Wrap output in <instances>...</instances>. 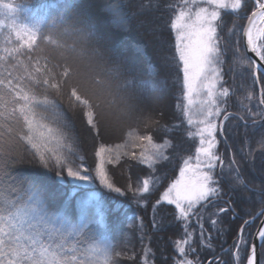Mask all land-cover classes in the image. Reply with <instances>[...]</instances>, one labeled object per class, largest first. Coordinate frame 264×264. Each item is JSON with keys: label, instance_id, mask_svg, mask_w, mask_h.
<instances>
[{"label": "trees", "instance_id": "1", "mask_svg": "<svg viewBox=\"0 0 264 264\" xmlns=\"http://www.w3.org/2000/svg\"><path fill=\"white\" fill-rule=\"evenodd\" d=\"M0 2L19 6L16 13L9 12L4 26L0 27V55H3L4 48H13L18 44L10 30L12 25H26L30 28L38 25L37 45L29 54L32 63L39 61V66L47 64L54 67L56 72H62L67 66L74 73L68 78L62 94L55 96L68 121V127L64 129L67 134L64 142L66 146L58 151L68 157L74 169L81 170V174H88L91 178L86 182L74 180L67 176L66 169L57 168L54 162L44 168L38 157L34 158L29 150L23 153L24 162L15 165L5 178V195L15 200L21 194V186L34 184L39 187L54 212L67 215L74 223L79 222L82 209L87 206L89 217L101 221V224L93 225V228L114 245V264H175L176 260L182 258L175 250V242L184 238L185 229L193 235L192 247L196 251L190 252L188 246H185L188 259L193 264H247L251 239L260 218L252 223L250 220L264 210V127L253 126L252 117L241 110V104H246L252 111H256L258 104L257 84L253 83L247 64L241 63L248 60L242 46V30L248 15L254 9L253 3L245 0L246 7L239 13L222 12L218 22V32L227 49L223 57V86L230 90L227 103L222 107L231 115L228 120L223 121L222 113L216 121L218 129L215 151L224 161L225 178L220 180V196L212 198L211 204L206 202L205 207L196 206L186 224L178 218L179 213L174 205L167 202L157 204L162 193L178 179L183 161L191 157L190 163L195 165L196 149L200 147L195 123L199 116L193 115L191 111L194 123L188 125L184 114L182 73L177 78L176 68L171 66L175 63L171 60L175 40L170 25L183 0ZM70 3L82 4V10L93 17L104 36L107 54L113 58L120 57L131 69L132 76L149 83L165 78L168 80L169 90L164 100L152 103L157 105L151 106L154 109L152 111L151 104H148L144 106L142 113L132 119L122 120L124 125L115 138L103 135L102 124L99 133L91 131L87 124V109L75 106L69 100L71 87H78L82 94L89 97L94 96L89 93L91 89L98 91L99 95L96 97L104 101L113 98L105 90L104 84L95 83L96 79H106L103 72L99 69L89 70L88 56L91 55V47L82 43L77 45L85 50L83 58L67 54L62 56L64 49L44 39L45 36H51L67 44L77 39L72 35L59 37L48 30L51 22L58 19L65 6ZM165 56L169 57L167 62L164 60ZM20 59L27 63L29 57L21 56ZM15 63L9 58L0 67V73L4 72V68L15 71L11 67ZM165 63L170 67H163ZM259 86L264 88V79ZM249 91L253 94L252 101L245 99ZM112 92L115 94V85ZM260 107L264 108V105ZM241 116L244 119H240ZM221 121L222 132L219 127ZM129 129H136L139 135H151L154 144L167 141L169 147L164 149L167 159L157 161L153 167L141 163L138 159L140 153L143 151L148 155L151 148L147 141H130L127 136ZM69 145L72 153L68 151ZM101 146L111 150L103 154V159L105 172L113 189L101 184L96 176V168L101 159L95 153ZM132 153L137 158H133ZM109 159L112 163H108ZM83 169H87V173ZM230 169L238 170L239 178L236 171ZM57 172H60L59 176ZM219 174L218 166L214 175L219 179ZM145 179L149 180L148 193L138 191L142 189ZM115 188H119L120 192H116ZM220 208L228 211L221 213ZM213 220L217 221L215 226L212 225ZM201 223L203 234L200 231ZM240 235L246 246L242 244L238 249L236 242ZM262 251L264 241L259 249V264Z\"/></svg>", "mask_w": 264, "mask_h": 264}, {"label": "snow or ice", "instance_id": "2", "mask_svg": "<svg viewBox=\"0 0 264 264\" xmlns=\"http://www.w3.org/2000/svg\"><path fill=\"white\" fill-rule=\"evenodd\" d=\"M244 7L245 0H183L171 21L170 27L175 40L174 54L171 57L175 63L171 66L176 68L177 78L182 73L183 99L186 101L184 114L189 126L194 123L190 113L193 105L196 106L199 115V119L195 121L198 128L196 135L199 137L200 147L196 149L195 165L190 163L191 157L183 161L179 178L162 193L157 204L167 202L174 205L179 213L178 218L186 224L196 206L205 207L206 202L211 204L212 198L219 197L221 193L220 180L225 178V166L223 159L215 151L218 129L216 121L222 113L223 121L228 120L231 114L222 107L227 103L230 90L223 86V57L227 49L222 44L223 37L218 32V22L221 20V10L239 13ZM0 8L14 14L19 6L0 2ZM82 9L80 3L67 4L64 12L48 28L59 37L75 36L77 39L73 43H63L51 36H45L44 39L64 49L62 56L67 54L83 58L85 50L77 45L82 43L91 47V55L88 56L89 70L99 69L103 72L106 79H96L95 83L104 84L105 90L113 98L104 101L95 94L89 97L82 94L78 87H71L69 100L75 106L87 109V124L91 131L99 133L102 122L132 119L143 112L144 106L162 102L169 90L168 80L165 78L149 83L132 76L131 69L120 57L113 58L107 54L104 36L93 17ZM108 10L112 11L111 8ZM247 20L243 33L247 49L255 53L259 61L264 62V0H255V10ZM3 26L0 23V27ZM10 30L18 44L13 48H4L3 55H0V67L9 58L16 62L11 66L15 71L4 68V72L0 73V264H114V245L93 228V225H99L101 221L89 217L87 206L82 209L79 222L74 223L67 215L54 212L49 201L34 184L21 186V194L15 200L5 195V178L15 165L24 162L23 153L29 150L34 158L38 157L44 168L54 162L57 168L66 169L67 176L74 180L86 182L91 179L88 174H81V170L74 169L68 157L58 151L66 146L64 142L67 134L64 129L68 127V121L55 96L62 94L64 85L74 73L67 66L62 72H56L54 67L47 64L41 67L39 61L32 63L29 54L37 45L38 25L32 28L12 25ZM22 49L28 51L22 52ZM21 56L29 57L27 63L20 59ZM168 59L169 57H164L166 62ZM241 63H246L250 68L254 84H259L264 79V63H257L250 57L247 62ZM163 67L170 65L165 63ZM113 85L115 94L112 92ZM245 99L253 100L251 91ZM262 105L264 88L260 90L256 111L241 104V110L252 117L253 126L264 127ZM240 119L244 117L241 116ZM223 121L219 126L221 132ZM127 136L132 142L147 141L150 146V154L146 155L143 151L140 153L138 159L141 163L153 167L157 161L167 159L164 155V149L169 147L167 141L154 144L151 135H139L136 129H129ZM67 147L72 153L71 146ZM106 151L111 150L101 146L95 153L101 159L96 168V176L101 184L113 189L104 168L103 154ZM132 156L137 158L135 153ZM108 163H112V160L109 159ZM218 166L219 179L214 175ZM230 170L236 171L239 178L238 170ZM83 172L87 173V169H83ZM188 173H192V176H188ZM59 175L60 172H57V176ZM114 190L120 192L119 188ZM138 191L148 193L149 180L145 179L142 189ZM227 211L225 208L219 209L221 213ZM216 223V220L212 221L213 226ZM200 231L203 234L202 223ZM240 232L242 234L243 229ZM258 235L264 241V228L259 230ZM192 242V233L185 229L184 238L175 242V250L182 257L175 264H193L185 249L187 245L190 252H195ZM242 244L246 246L240 235L236 247L239 249ZM260 255V264H264V251ZM247 264H257L255 245L247 257Z\"/></svg>", "mask_w": 264, "mask_h": 264}, {"label": "rangeland", "instance_id": "3", "mask_svg": "<svg viewBox=\"0 0 264 264\" xmlns=\"http://www.w3.org/2000/svg\"><path fill=\"white\" fill-rule=\"evenodd\" d=\"M190 6H192V5H190ZM201 6H204L203 4H201ZM193 7V9L195 8V6H192ZM224 11H229V12H231L230 10H221V13L222 12H224ZM7 16H9V12H8V10L7 9H5V8H0V23H4L5 22V18L7 17ZM90 91V90H89ZM90 93V95L91 96H93L94 94H95V96L96 95H99V92L98 91H94L93 89H91V91L89 92ZM93 94V95H92ZM185 104H186V101H185ZM155 107V106H157V105H153V104H151L150 105V108H151V110L150 111H152V110H154V109H152V107ZM163 106H165V105H163ZM192 114L193 115H195V116H199L198 115V113L196 112V106L195 105H193V107H192ZM195 119H197V117L195 118ZM124 122L123 121H120V122H117V121H115V120H109V121H107V122H102L101 124L103 125V127H102V130H103V135L104 136H106V137H117L118 136V133H120V130H121V128H122V126L124 125L123 124ZM52 147H55V145H52ZM100 164V163H99ZM98 164V165H99ZM97 165V166H98ZM188 176H192V173H188ZM179 178V177H178ZM100 182V181H99ZM79 184L81 183V182H78ZM80 185H83V186H86L85 184H80Z\"/></svg>", "mask_w": 264, "mask_h": 264}, {"label": "water", "instance_id": "4", "mask_svg": "<svg viewBox=\"0 0 264 264\" xmlns=\"http://www.w3.org/2000/svg\"><path fill=\"white\" fill-rule=\"evenodd\" d=\"M252 3L254 4V10H255V0H251ZM253 10V11H254ZM251 15V13L249 14V16ZM247 24H248V20H246L245 22V26L243 28V32H242V45H243V49H244V52H245V55L247 57V59L250 57L251 59H254L257 61V63H263L261 61H259V58L255 56V53H252L250 52L248 49H247V40H246V37L244 36V30L246 29L247 27ZM260 74V73H259ZM259 97H260V87L258 85V100H259ZM261 213H264V210H261L253 219L250 220V223L254 222L256 219L258 218H261L256 230H255V233L252 237V240H251V244H250V248H249V254L251 252V248L253 247V245L256 246V250H257V264H259V249H260V246H261V240L259 238V230L261 228H264V214H261Z\"/></svg>", "mask_w": 264, "mask_h": 264}]
</instances>
